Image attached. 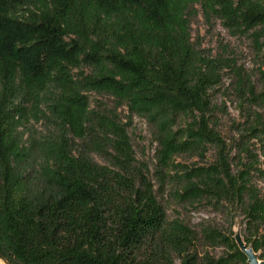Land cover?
Instances as JSON below:
<instances>
[{
	"label": "trees",
	"instance_id": "1",
	"mask_svg": "<svg viewBox=\"0 0 264 264\" xmlns=\"http://www.w3.org/2000/svg\"><path fill=\"white\" fill-rule=\"evenodd\" d=\"M196 2L252 36L264 60V0H0V261L249 264L233 223L197 230L170 219L166 187L181 204L239 211L242 239L264 261V92L235 59L192 40ZM227 69L242 101L263 104L245 125L261 156L244 142L237 172L212 120ZM93 92L115 108L93 107ZM133 115L152 125L158 190L135 157ZM210 145L212 163L175 158ZM200 242L224 252L211 256Z\"/></svg>",
	"mask_w": 264,
	"mask_h": 264
},
{
	"label": "rangeland",
	"instance_id": "2",
	"mask_svg": "<svg viewBox=\"0 0 264 264\" xmlns=\"http://www.w3.org/2000/svg\"><path fill=\"white\" fill-rule=\"evenodd\" d=\"M190 31L192 40L206 49L214 56L222 55L236 60V67L242 68L246 76H250V82L255 84L258 92H264V77L261 70L264 69V60L260 57L259 49L256 46L253 37L248 34H233L223 23V21L212 16L208 18L200 2L191 5L189 13ZM264 45V37L262 38ZM238 77L234 71L227 69L225 71L222 86L215 92L214 104L216 109L213 112V125L225 139L230 152V158L233 163V169L237 172L240 169V161H247V155L242 150L243 143L260 154L258 144L255 139H250L245 129L248 113L262 112L263 104L261 102L250 104L248 101H242L238 91ZM92 106L101 109L102 107L115 108L116 102L113 98L98 93H91ZM118 113L124 122L129 120V110L126 105L118 109ZM131 137V142L135 151V157L138 165L144 164L143 170L150 176L158 190L156 176V149L157 143L153 141L152 125L144 117L133 115L131 124L127 127ZM218 148L210 145L204 156L200 154L183 153L175 158L179 162L187 164H209L216 160ZM94 160L100 164H110V157L104 153H92ZM172 187H166L165 191L159 193L160 199L167 207L170 219L180 218L199 230L204 226H217L222 229L227 228L233 223L236 236L242 238V232L245 228L244 216L238 211H230L228 207H217L214 204L204 202L201 205L189 206L177 202L171 196ZM199 249L208 251L211 256L219 257L223 254V248H206L200 242ZM0 264H6L0 261Z\"/></svg>",
	"mask_w": 264,
	"mask_h": 264
},
{
	"label": "water",
	"instance_id": "3",
	"mask_svg": "<svg viewBox=\"0 0 264 264\" xmlns=\"http://www.w3.org/2000/svg\"><path fill=\"white\" fill-rule=\"evenodd\" d=\"M237 242L242 251L248 256L249 264H264V261L258 259V255L253 252L250 247H247L242 238L236 236Z\"/></svg>",
	"mask_w": 264,
	"mask_h": 264
}]
</instances>
